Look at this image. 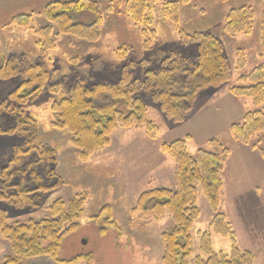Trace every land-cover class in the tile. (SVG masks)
<instances>
[{"label": "rangeland", "instance_id": "374dc122", "mask_svg": "<svg viewBox=\"0 0 264 264\" xmlns=\"http://www.w3.org/2000/svg\"><path fill=\"white\" fill-rule=\"evenodd\" d=\"M40 1L0 0V63L14 60L19 68L29 63L38 64L47 72L46 87L39 96L25 104L23 112L37 124L35 145L56 150L54 164L48 168L61 182L59 188L50 192L31 195V205L22 209L0 203V208L6 212L7 224L13 226L48 219L52 204L60 201L67 206L79 195L85 200L75 221L77 227L62 243L59 259L72 260L70 264H161L164 249L161 234L172 227L171 218L164 214L156 219H147L132 211L144 192L174 187L175 163L162 151L163 144L184 140L188 154L194 157L199 150L210 151L209 141L214 140L230 152L223 166L220 210L227 216L226 210L230 205L231 211L237 213L239 210L249 221L248 224L243 223L245 230L240 231L239 224L232 220L233 216V224L227 216L238 247L247 250L244 249L246 234L254 264H264V190L260 197L255 190L264 189V159L258 152L259 149L264 150V131L254 136L248 145L238 143L229 133V127L241 124L246 113L264 108V105L255 107L249 98H236L230 94L231 88L242 86L240 77L259 65L264 67L258 32L264 0H191L189 4L181 5L180 30L186 34L210 33L222 43L223 54L230 67L228 81L197 92L192 102L187 104L190 109L180 114L179 122L168 119L148 94L140 92L138 95L146 106V119L155 126L154 133L147 134L145 127L118 128L110 135L109 145L84 162L69 145L68 134L51 128L54 119L51 105L55 97L48 91L49 86L57 83L69 87L77 79L86 81L88 85L98 82L114 84L119 80L121 69L130 63L134 66L127 70L132 78L141 80L145 71L157 69L170 53H178L194 61L196 47L180 44L176 26L161 20L156 8L151 13L155 18L151 26V30L156 31L155 40L152 38L149 49L145 50L139 28L124 15L125 0H119L120 4L118 0H93L100 5L102 15L100 41L88 44L75 37L58 36L53 39L52 50L41 52L36 45L39 39L33 30L17 28L9 24L10 20L18 15L35 13L31 28L48 27L50 24L39 15L42 8L50 2L74 0H49L43 2L42 7H37ZM111 1H114L113 8H107ZM243 6L250 7L254 13L252 33L233 37L226 35L223 32L226 15ZM239 58L241 68H238ZM21 82V77L0 80V105ZM13 124L12 117L0 114L1 128L6 129ZM21 143L15 135H0V168L7 165L13 148ZM254 145L255 150L251 148ZM35 160L36 153L33 152L22 159L21 166L26 167ZM226 189L229 193L227 208L224 202ZM196 205L200 213L190 233L191 261L196 257L205 259L199 250V234L204 232L210 234L214 252L228 253L230 241L212 234L209 229L213 214L200 190ZM106 215L110 216L109 223L115 227L108 226L107 232L100 235L99 229L105 226L103 218ZM10 255L9 243L0 237V263ZM26 263L60 264L48 257L30 259Z\"/></svg>", "mask_w": 264, "mask_h": 264}, {"label": "trees", "instance_id": "16d2710c", "mask_svg": "<svg viewBox=\"0 0 264 264\" xmlns=\"http://www.w3.org/2000/svg\"><path fill=\"white\" fill-rule=\"evenodd\" d=\"M190 1L125 0L123 12L139 28L142 46L148 50L156 34L151 30L155 19L151 13L158 8L160 19L176 26L180 44L195 45L194 61L178 53H170L157 69L145 71L141 80L132 78L127 70L134 66L130 63L121 69L119 80L114 84L98 82L88 85L86 81L77 79L69 87L57 83L49 86L48 91L55 97L51 105L54 116L51 128L68 134L69 145L77 151L80 161H86L107 147L110 135L118 128L145 127L147 134L154 133L155 126L146 119V106L138 95L140 92L148 94L168 119L179 122L180 114L190 109L187 104L192 102L197 92L228 81L230 67L217 37L202 32L186 34L178 28L179 7ZM113 3L107 4V8H113ZM99 9L100 5L93 0L54 1L46 4L39 14L50 26L31 28L35 13L12 17L9 24L32 29L39 39L36 45L41 52L52 50L53 39L58 36L75 37L85 43L96 44L101 39L102 15ZM253 20L254 13L250 7L233 9L225 17L223 32L232 37L249 35L253 31ZM258 32L261 55L264 56V12ZM241 67L239 58L238 68ZM15 77H21L22 82L0 105V114L12 117L14 124L6 129L0 127V135H15L22 143L13 148L7 165L0 168V203L22 209L31 205V195L59 188L61 181L48 168L54 164L56 150L41 149L35 145L37 124L23 112L25 104L39 96L46 87L48 74L38 64L29 63L19 68L14 60L0 63L1 81ZM239 82L242 86L231 88L232 96L249 98L255 107L264 105L262 65L240 77ZM263 131L264 108L246 113L241 124L229 127L232 138L242 145H248L254 136ZM209 144L212 147L210 151L199 150L194 157L188 154L184 140L163 144L162 151L175 163L174 187L171 190L144 192L132 211L147 219H156L164 214L171 218L172 227L161 234L164 246L161 264H254V256L238 247L231 223L220 210L223 166L230 152L214 140H210ZM251 148L255 150L256 146ZM33 152L36 153V160L22 167V159ZM258 152L264 159V150L259 149ZM199 190L213 214L209 224L211 233L227 238L230 248L226 254L214 252L210 234L200 233L199 250L205 259L196 257L191 261L190 233L199 218L196 205ZM84 200L78 195L67 206L57 201L50 207L48 219L13 226L7 224L6 212L0 208V237L9 243L11 249V255L0 264H27L26 261L40 257L51 258L60 264L72 263V260L59 259L58 254L62 243L77 227L75 221ZM104 210L107 213L108 208ZM110 220L107 215L103 218L105 226L99 229L100 235L107 232L108 226L115 227L109 223Z\"/></svg>", "mask_w": 264, "mask_h": 264}, {"label": "crops", "instance_id": "0c3cea01", "mask_svg": "<svg viewBox=\"0 0 264 264\" xmlns=\"http://www.w3.org/2000/svg\"><path fill=\"white\" fill-rule=\"evenodd\" d=\"M45 1L47 2L49 0H41L40 2H38L37 7H42L43 6L42 4H44L43 2H45ZM223 188H224V184H223ZM255 190H256V193H259L258 196L260 197L261 194L263 193V190L264 189L263 188H255ZM221 195H222V193H221ZM228 201H229V193H228V190L226 189V196H224V202L226 203V208H227ZM226 211H227V216H228L229 220H231L232 219L231 217L233 216V219L232 220L235 221V223L239 224L238 229L240 231H244L245 230V227H243V223H247L248 224L249 221H246L245 220V217L239 212V210L237 211V213L231 211L230 210V205H229L228 210H226ZM232 220H231V222H232ZM232 224H233V222H232ZM239 230H237V231H239ZM245 243H247V244H244V243L241 244L242 246H243V244L246 245V247L244 249H247L248 251L251 250V246H249V244H248V237H247L246 234H245Z\"/></svg>", "mask_w": 264, "mask_h": 264}]
</instances>
